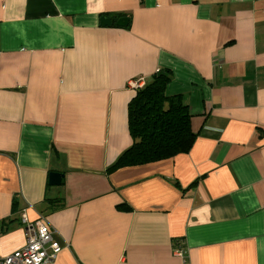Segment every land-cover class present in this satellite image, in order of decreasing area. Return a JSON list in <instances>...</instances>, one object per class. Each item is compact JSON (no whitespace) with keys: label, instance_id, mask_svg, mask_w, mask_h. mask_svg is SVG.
Instances as JSON below:
<instances>
[{"label":"crops","instance_id":"0c3cea01","mask_svg":"<svg viewBox=\"0 0 264 264\" xmlns=\"http://www.w3.org/2000/svg\"><path fill=\"white\" fill-rule=\"evenodd\" d=\"M165 68L191 150L108 173ZM25 209L53 264H264V0H0V257Z\"/></svg>","mask_w":264,"mask_h":264},{"label":"trees","instance_id":"16d2710c","mask_svg":"<svg viewBox=\"0 0 264 264\" xmlns=\"http://www.w3.org/2000/svg\"><path fill=\"white\" fill-rule=\"evenodd\" d=\"M171 79L172 71L161 69L136 88L135 96L128 103V126L133 143L108 166V173L191 150L196 140L191 114L180 95L166 93Z\"/></svg>","mask_w":264,"mask_h":264},{"label":"built area","instance_id":"2783aa9c","mask_svg":"<svg viewBox=\"0 0 264 264\" xmlns=\"http://www.w3.org/2000/svg\"><path fill=\"white\" fill-rule=\"evenodd\" d=\"M145 78L131 80L134 88L142 87ZM25 243L12 254L0 257V264H53L61 245L53 237V231L43 218L31 220L27 210L21 213ZM182 253V251L180 250Z\"/></svg>","mask_w":264,"mask_h":264},{"label":"water","instance_id":"95a60500","mask_svg":"<svg viewBox=\"0 0 264 264\" xmlns=\"http://www.w3.org/2000/svg\"><path fill=\"white\" fill-rule=\"evenodd\" d=\"M101 23L103 25H111L112 21H111L110 18L102 17L101 18ZM127 23H128V19L126 17H122L119 20H117V25H120V26H126ZM61 177H62L61 173H59V172H51L50 173L49 183L51 185L60 184Z\"/></svg>","mask_w":264,"mask_h":264}]
</instances>
